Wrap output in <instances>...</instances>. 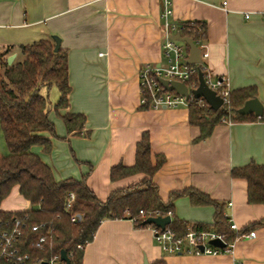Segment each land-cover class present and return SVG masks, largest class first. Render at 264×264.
I'll use <instances>...</instances> for the list:
<instances>
[{
  "label": "crops",
  "instance_id": "obj_1",
  "mask_svg": "<svg viewBox=\"0 0 264 264\" xmlns=\"http://www.w3.org/2000/svg\"><path fill=\"white\" fill-rule=\"evenodd\" d=\"M164 1L0 0V50L9 49L6 61L11 54L12 60L21 56L18 45L58 35L60 48L67 51L70 86L69 106L59 112L85 116L83 128L68 132L52 110L55 135L39 133L50 140L49 150L41 145L31 150L56 181L84 178L105 201L112 190L144 176L138 172L112 181L110 168L132 165L137 141L146 133L152 161L157 154L165 158L152 177L164 201L171 191L193 187L221 202L225 217L245 228L264 218V204L249 203L247 180L230 172L250 162L264 164V0H168L173 20L198 21L205 28L204 64L210 74L226 81L230 92L255 88L263 103L260 117L221 122L199 141V127L188 121L187 107L151 109L140 103L138 71L165 62ZM53 94L52 104L59 98L57 89ZM2 202L4 210L22 209H9ZM173 214L190 225L210 224L215 208L193 205L181 195L173 200ZM253 231L252 237L235 241L232 254L167 253L155 244L151 228H136L130 218H109L84 245L82 264H144V259L148 264H264V222Z\"/></svg>",
  "mask_w": 264,
  "mask_h": 264
},
{
  "label": "trees",
  "instance_id": "obj_2",
  "mask_svg": "<svg viewBox=\"0 0 264 264\" xmlns=\"http://www.w3.org/2000/svg\"><path fill=\"white\" fill-rule=\"evenodd\" d=\"M54 41L42 38L18 45L21 58L10 64L6 61L8 50H0V128L6 143L7 153H0V222L12 221L14 217L26 218V226L17 241L21 252L28 254L26 264H38L48 260L61 250H66L71 264H82L84 245L90 242L100 222L109 218H130L136 228H155L152 223H144L147 217L171 216L165 226L176 236L186 233L187 227L197 230L224 232L227 240H232L231 230L222 212L223 204L215 201L203 191L185 187L171 191L168 200L159 195L158 185L152 181L154 173L164 163V156L157 154L152 161L150 140L143 133L135 147V162L132 165H114L110 169V179L143 173L144 176L132 185L112 190L105 201L99 200L86 185L84 178L54 179L50 167L32 152L33 145L49 150L51 143L39 133L48 131L55 135V126L49 118L54 110L60 115L68 132L80 130L85 116L81 113L60 114V109L69 106L70 86L67 78V51L54 50ZM44 87H55L59 98L52 104ZM256 97V89L244 87L228 94L227 103L217 109L201 105L194 100L188 107V121L199 127V141L210 136L214 126L221 122L256 119L253 114L241 115L237 110L244 101ZM232 177L247 180V200L249 203L264 204V164L250 162L243 167L231 169ZM14 190L29 204L27 209L4 210L1 202ZM70 194L73 198L70 199ZM187 195L193 205H213L215 214L212 223H194L179 219L173 214V200ZM78 215L80 217H78ZM77 217L72 221V217ZM262 220L250 222L239 232H248ZM33 224H42L40 230H31ZM160 228V227H158ZM46 234L41 247L35 246L36 238ZM81 245V247H77ZM1 264H9L3 261ZM153 264H166L158 260Z\"/></svg>",
  "mask_w": 264,
  "mask_h": 264
},
{
  "label": "built area",
  "instance_id": "obj_3",
  "mask_svg": "<svg viewBox=\"0 0 264 264\" xmlns=\"http://www.w3.org/2000/svg\"><path fill=\"white\" fill-rule=\"evenodd\" d=\"M222 8L227 10L226 1L222 2ZM161 29H162V54L165 62L158 66L146 64L138 71L139 87L141 91L140 103L143 106L154 109H164L167 107H189L190 103L197 100L201 105H208L203 97L196 98L192 89L197 87L198 74L197 68L200 66L204 74V79L210 89H214L216 93L222 97L223 102L227 103L230 90L227 82L223 79L214 78L205 67V60L208 57V44L205 41V28L202 23L191 20L175 21L172 19V10L169 1L165 0L161 10ZM245 16H249L246 13ZM186 35L191 38L192 42L197 45L199 50L200 63L191 64L188 61L189 47L185 42L174 40L171 38L173 34ZM159 78L184 82L187 94H180L176 90L165 89ZM74 196L70 194V199ZM228 205H231L229 202ZM78 217H80L78 215ZM227 218V223L231 230L235 231L232 240H227L224 232H216L214 230H197L188 226L186 233L176 236L172 229L151 228L155 244L167 253H185L193 255L211 254L216 255L219 252L233 253L235 241L241 237H252L253 230L248 232H239V228L235 222ZM77 217L73 216L72 221L75 222ZM26 226L25 216L14 217L12 221L0 222V264L3 261L9 264H26L29 258L28 254L21 252L17 246V241L22 235L23 228ZM42 224H33L31 230H40ZM219 239L223 246H215L209 241ZM46 240V234L41 233L35 240L34 244L41 247ZM81 247V245L77 246ZM48 264H66L60 258V254H55L46 260Z\"/></svg>",
  "mask_w": 264,
  "mask_h": 264
},
{
  "label": "water",
  "instance_id": "obj_4",
  "mask_svg": "<svg viewBox=\"0 0 264 264\" xmlns=\"http://www.w3.org/2000/svg\"><path fill=\"white\" fill-rule=\"evenodd\" d=\"M171 38L178 41H183L185 44L189 47V54H188V61L191 64L200 63L201 59L199 57V50L197 45L192 42L191 38L186 35L181 34H173L171 35ZM52 39L54 41V50L57 51L60 47V37L58 35H53ZM14 57V54H11V56L7 57V63L10 64L12 58ZM197 74H198V84L197 87L192 89V92L196 98L203 97L204 100L210 107L213 109H217L220 106H222L223 99L221 96H219L214 89H210L207 83L204 79V74L202 72V69L200 66L197 68ZM160 82L166 89L170 90H176L180 94H187L186 85L185 83L178 82L175 80H169V79H163L159 78ZM237 112L241 115L244 114H253L254 116L260 117L263 113V103H261L256 97L249 98L244 101V105L240 107ZM171 220V216H161L157 215L155 217H147L144 220V223H152L161 229H163ZM215 246H223V243L217 238L212 239L209 241ZM60 258L63 260L66 264H71L69 260V256L67 255L66 250L60 251ZM38 264H48L46 260L40 261ZM144 264H148L147 261L144 259Z\"/></svg>",
  "mask_w": 264,
  "mask_h": 264
},
{
  "label": "rangeland",
  "instance_id": "obj_5",
  "mask_svg": "<svg viewBox=\"0 0 264 264\" xmlns=\"http://www.w3.org/2000/svg\"><path fill=\"white\" fill-rule=\"evenodd\" d=\"M21 55V54H20ZM22 56L18 57L21 58ZM53 91H56L55 87L51 88H46L43 86L41 89L42 93H47L49 95V100L52 103L53 102ZM0 153L6 154L7 153V148H6V143L3 140L1 131H0ZM3 206L7 207L9 209H16V208H22V209H27L29 208V204L26 203L18 194L17 190H14L3 202Z\"/></svg>",
  "mask_w": 264,
  "mask_h": 264
}]
</instances>
